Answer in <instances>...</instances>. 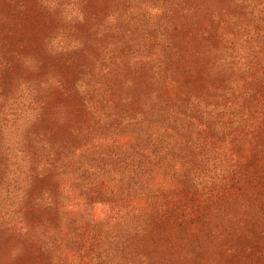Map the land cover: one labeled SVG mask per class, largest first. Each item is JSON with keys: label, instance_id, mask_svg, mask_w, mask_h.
<instances>
[{"label": "rangeland", "instance_id": "rangeland-1", "mask_svg": "<svg viewBox=\"0 0 264 264\" xmlns=\"http://www.w3.org/2000/svg\"><path fill=\"white\" fill-rule=\"evenodd\" d=\"M0 263L264 264V0H0Z\"/></svg>", "mask_w": 264, "mask_h": 264}, {"label": "trees", "instance_id": "trees-1", "mask_svg": "<svg viewBox=\"0 0 264 264\" xmlns=\"http://www.w3.org/2000/svg\"><path fill=\"white\" fill-rule=\"evenodd\" d=\"M183 18L186 20L187 17H184V16H183ZM179 22H181V21H179ZM179 27H180V26H179ZM170 39H171V38H170ZM174 39H177V38H174ZM177 40H183V39H177ZM0 264H1V263H0Z\"/></svg>", "mask_w": 264, "mask_h": 264}]
</instances>
